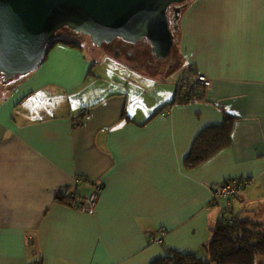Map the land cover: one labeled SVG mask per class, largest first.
Wrapping results in <instances>:
<instances>
[{
  "label": "crops",
  "instance_id": "crops-1",
  "mask_svg": "<svg viewBox=\"0 0 264 264\" xmlns=\"http://www.w3.org/2000/svg\"><path fill=\"white\" fill-rule=\"evenodd\" d=\"M179 22V82L207 77L201 101L168 107L174 80L151 103L138 81L118 79L119 90L100 97L96 52L91 59L65 44L52 48L47 66L5 82L0 264H153L169 249L203 258L225 213L264 230V0H189ZM89 83L80 112L56 113ZM226 116L235 119L229 145L188 170L199 135ZM236 178L249 182L236 198L212 200L209 183ZM96 188L94 215L58 200Z\"/></svg>",
  "mask_w": 264,
  "mask_h": 264
},
{
  "label": "water",
  "instance_id": "water-1",
  "mask_svg": "<svg viewBox=\"0 0 264 264\" xmlns=\"http://www.w3.org/2000/svg\"><path fill=\"white\" fill-rule=\"evenodd\" d=\"M186 1L0 0V74L6 82L36 71L64 28L98 48L115 39L134 45L146 39L157 58L168 57L174 44L168 11Z\"/></svg>",
  "mask_w": 264,
  "mask_h": 264
},
{
  "label": "trees",
  "instance_id": "trees-1",
  "mask_svg": "<svg viewBox=\"0 0 264 264\" xmlns=\"http://www.w3.org/2000/svg\"><path fill=\"white\" fill-rule=\"evenodd\" d=\"M66 29L60 30L55 39L48 45L47 53L42 63L47 60L50 51L59 42L71 47H83L76 41L57 38ZM193 72L195 71L192 70L191 73ZM31 73L14 77L9 82H6V84H13L29 76ZM0 75L4 77L3 74ZM198 75V73H194L191 77H197ZM15 78H19V80L14 81ZM205 90L202 84H197L196 88H190L180 83L168 107L201 101L204 97ZM84 117L85 113L82 112L80 120L82 121ZM226 117L221 127H210L199 135L191 153L185 160V166L188 170L200 167L229 145L235 119L232 116ZM79 125L80 121H73V126L77 127ZM59 198L58 200L67 206L74 208L77 206V198L75 195L70 198L61 195ZM227 215L228 213H225L223 218L217 222L215 228L212 229V238L208 245L204 246L205 256L203 258H200L192 252L169 249L167 255L158 259L153 264H264V230L262 224L252 220H246L240 216Z\"/></svg>",
  "mask_w": 264,
  "mask_h": 264
},
{
  "label": "rangeland",
  "instance_id": "rangeland-1",
  "mask_svg": "<svg viewBox=\"0 0 264 264\" xmlns=\"http://www.w3.org/2000/svg\"><path fill=\"white\" fill-rule=\"evenodd\" d=\"M186 2H189V0H187ZM179 20L176 19L177 26L180 23ZM171 29L174 36V44L170 55L162 59L157 58L155 54H153L149 41H147L146 39L138 41V43L135 45L130 44L125 49H122V43L117 41L114 42L112 46L110 45V47H107V44L103 48H97V50H94L93 48L96 46L92 44L89 37H86L84 39L82 36H79L78 34H75L73 31H70L68 29L63 30V32L60 33L57 38L73 40L80 43L83 46V50L86 55L91 59H94V52H96V55L99 58V60L96 59V61H100L97 69H99L100 72L104 75L103 85L100 87V97H104L105 95H108L112 92H117L119 89L115 83L118 79L123 80V84H135L137 83L136 81H138L139 85L141 84L142 86L141 89L143 91H147V93H145L144 100L148 99L151 103L152 101L159 99V96L160 99L164 98V90L173 80L175 84L179 82V76L184 69V63L182 61L180 43L177 37L178 33L174 25V19L171 24ZM58 44L63 43L59 42ZM65 46L72 49L77 48L68 46L66 44ZM105 47L107 48L104 49ZM118 52L119 54H117ZM113 54L117 55V57L115 58ZM115 60H117V62ZM44 63V65H42L47 66L48 61H45ZM68 63L71 64V68L75 65L74 60L69 58ZM77 66L79 65L77 64ZM171 67L172 70L170 69ZM3 78L4 77L0 75L1 92H3V88L6 85L4 84L5 81ZM191 78L192 77H185L180 80L179 84L184 82L189 83ZM17 79L19 80V78H15L14 81ZM165 79L167 80V82L163 83L162 80ZM6 82H9V80ZM90 85L92 84L89 83L88 86L79 95H76V97H71L70 101L68 102L67 108H59L56 113L62 115H74L75 113H77V111L80 112L84 108L82 107V105L86 100L84 92L90 87ZM1 98L3 97L0 96V99ZM236 179L240 181L239 178ZM243 186H245V184Z\"/></svg>",
  "mask_w": 264,
  "mask_h": 264
},
{
  "label": "built area",
  "instance_id": "built-area-1",
  "mask_svg": "<svg viewBox=\"0 0 264 264\" xmlns=\"http://www.w3.org/2000/svg\"><path fill=\"white\" fill-rule=\"evenodd\" d=\"M197 84H202L204 87L208 88L211 86V81L205 77L204 75H198L197 77H193L189 83H182V85L189 86L190 88H196ZM162 115H166L165 113H162ZM239 180H230L226 181L221 184H212L211 185V192H212V200H219V199H232L234 196H236L242 189H244L248 185V180L244 178H239ZM81 182V179H76L75 183L79 184ZM245 184V186H243ZM76 204L80 206L79 210H82L84 213L88 209H92L91 214L93 215L95 213V206L96 202L98 200V194L92 193L90 194L86 200L80 199L78 197Z\"/></svg>",
  "mask_w": 264,
  "mask_h": 264
},
{
  "label": "flooded vegetation",
  "instance_id": "flooded-vegetation-1",
  "mask_svg": "<svg viewBox=\"0 0 264 264\" xmlns=\"http://www.w3.org/2000/svg\"><path fill=\"white\" fill-rule=\"evenodd\" d=\"M186 4H187V2H183V3H180V4H176V5H171L170 6V8H169V11H168V15H169V19H170V23L172 24V22H173V19H174V25H175V27L177 26L176 24H177V21H176V19H178L179 20V18H180V14H181V12H182V10L185 8V6H186ZM176 9H178L179 10V13H178V17H176V14H175V10ZM76 34V33H75ZM84 39L87 37H85V36H82ZM117 41H119V42H121L122 43V49H125L126 47H128L131 43H127V42H125V41H123L122 39H115L112 43H110V44H104L101 48H103L104 46H106L107 45V47H110V45L112 46L113 45V43L114 42H117ZM148 41V40H147ZM150 44V43H149ZM107 47H105L104 49H106ZM150 47H151V49H152V46H151V44H150ZM118 54H119V52H118ZM153 54H155L154 52H153ZM141 55V54H140ZM156 56V55H155Z\"/></svg>",
  "mask_w": 264,
  "mask_h": 264
},
{
  "label": "bare ground",
  "instance_id": "bare-ground-1",
  "mask_svg": "<svg viewBox=\"0 0 264 264\" xmlns=\"http://www.w3.org/2000/svg\"><path fill=\"white\" fill-rule=\"evenodd\" d=\"M212 184H219V183H209L208 186H209L210 190H211V185H212ZM96 189H97V190H95L94 193H97V194H98V197H99V192H100L101 190H98V188H96ZM244 189H245V188H244ZM244 189H243V190H244ZM243 190H241V191H240L236 196H234L233 198H236V197H237V196H238ZM83 200H86V198L83 199ZM97 203H98V200H97V202H96V206H95V213H96ZM75 208L80 209V206L77 205ZM86 212L91 213V212H92V209H88ZM88 213H87V214H88ZM95 213H94V214H95ZM94 214H93V215H94ZM89 215H91V214H89ZM152 239L155 240V238H152ZM156 241H160V239H156Z\"/></svg>",
  "mask_w": 264,
  "mask_h": 264
}]
</instances>
